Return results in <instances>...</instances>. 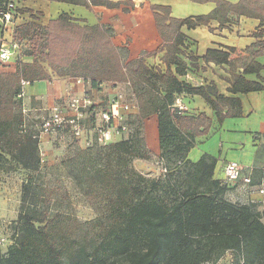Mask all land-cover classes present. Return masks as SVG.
I'll use <instances>...</instances> for the list:
<instances>
[{"label":"trees","instance_id":"obj_1","mask_svg":"<svg viewBox=\"0 0 264 264\" xmlns=\"http://www.w3.org/2000/svg\"><path fill=\"white\" fill-rule=\"evenodd\" d=\"M24 1L0 0V12H6L12 2L16 5L14 17L30 14L33 21L17 26L13 34L16 42L26 45L24 55L35 59L31 65L17 60L15 72L0 73V172L19 167L30 174L22 188L17 232L6 254L0 250V264H64L65 260L67 264H216L225 258L229 264H240L241 259L244 264H264V213L257 204H234L225 198L228 184L214 179L216 159L208 155L196 163L188 159L197 137L209 134L212 120L204 113L194 117L172 109L176 95L198 96L220 125L228 118L242 116L241 101L221 95L213 83L193 86L180 80L189 72L200 71V61L231 65L234 48L208 49L198 57L194 51L188 52L195 42L182 32L183 28L210 29L212 22H218L221 29L229 21L226 14L260 22V30L253 35L256 42L245 50L249 62L241 73L232 75L228 92H264V66L256 62L264 56V0H240L235 6L222 0H192L214 2L216 8L208 15L185 19L173 18L170 7L152 5L163 44L155 53H144L127 63L121 51L128 54V50L114 46L112 28L82 25L86 22L67 13L44 26L38 22L42 14L21 9ZM45 1L87 10L125 5V13L134 8L131 1ZM159 53H164V67L146 64V59ZM43 63L58 77L82 78L97 90L104 84L130 83L138 104V113L128 121L136 122L134 137L85 148L98 149L106 163L98 179L110 194L107 213L89 223L97 230V239H90L88 230L79 234L71 218L59 212L52 214L45 191L34 182L33 175L43 164L40 140L27 122L25 132L22 129L27 118L19 96L22 81L33 84L51 79ZM252 75L258 80L247 78ZM152 116H157L159 157L167 170L169 202L157 196L159 182L130 168L134 159L151 158L140 130ZM259 174L257 184L264 179V173Z\"/></svg>","mask_w":264,"mask_h":264},{"label":"crops","instance_id":"obj_2","mask_svg":"<svg viewBox=\"0 0 264 264\" xmlns=\"http://www.w3.org/2000/svg\"><path fill=\"white\" fill-rule=\"evenodd\" d=\"M112 2L131 1L134 8L130 12L123 11L126 8L122 5L118 9H108L106 7H93L87 10L81 6L68 5L64 3L49 2L45 0H25L22 8H29L34 14H42L39 23L47 25L50 20L56 19L63 13L69 14L72 18L86 23L89 26H106L113 30L112 42L119 50L127 49V62L139 59L144 53H155L163 44L158 33L156 21L151 10L152 5L167 6L171 9V16L176 19L203 16L212 13L216 4L214 2L199 3L192 0H110ZM231 5H237L240 0H222ZM224 17L229 21L219 28L218 22H212L211 28L201 27L195 30L183 28L182 32L189 40L195 42V46L189 47V53L198 57H203L208 49L234 48L236 52L230 55L231 65L216 66L214 64L205 65L199 62L200 71L189 72L186 77L180 78L193 86H208L211 83L216 85L219 93L225 97L238 98L242 103V116L228 118L220 125L214 112L209 105L198 96L176 95L180 97L186 105V116H198L204 113L212 120L210 134L206 137L196 139V144H205L206 151L192 149L188 159L196 163L203 155H208L217 160L214 171V179L222 183L224 181L223 170L229 163H237L240 166L254 169L252 180L255 184L246 185L243 180L228 185V192L225 198L231 203L257 204L260 211L261 196L258 194L257 186L259 173L264 169V92H254L247 95H232L228 92L229 80L232 75L243 71L244 66L249 62L245 50L256 42L254 34L260 30V22L256 19L246 17H236L226 14ZM30 14L18 13L13 22L7 26L4 36L8 40H14V29L17 26L32 22ZM1 27V23H0ZM263 34H264V28ZM1 34V31H0ZM129 43V46L126 43ZM26 45L21 44L20 56L11 59L0 67L2 72H15V63L20 60L23 64L31 65L35 62L32 57L24 55ZM164 53L146 59V64L150 66H161ZM264 66V56L256 60ZM44 70L51 76L50 80L37 81L24 88V96L21 98L24 116L32 113L40 115L48 112L55 106H59L66 111L67 100L71 96H81L84 90L92 93H100L101 90L92 88L89 84L85 88L76 82L77 78L72 76L58 77L48 66L42 64ZM264 80V71L261 73ZM250 80H258L256 75L248 76ZM27 88H30V97L27 96ZM100 103H102L100 101ZM104 106V105H103ZM152 121L158 139L157 116H152L147 121ZM158 148H159V143ZM225 258L222 264H229Z\"/></svg>","mask_w":264,"mask_h":264},{"label":"rangeland","instance_id":"obj_3","mask_svg":"<svg viewBox=\"0 0 264 264\" xmlns=\"http://www.w3.org/2000/svg\"><path fill=\"white\" fill-rule=\"evenodd\" d=\"M126 45L129 46V43L127 42ZM126 55L124 51H121L124 63L127 61ZM29 90L30 88L26 90L28 97L31 95ZM116 92L123 95L127 102L133 99L132 91L126 84H104L100 93L91 92V95L98 106L102 104L106 106ZM47 115V111L40 115L29 113L26 116L29 128L38 133L37 126ZM145 121L140 132L141 136L147 139L151 158L149 160L134 159L130 168L150 181L159 182L160 189L156 191V194L163 201L169 202L171 198L168 195L167 177L160 163L155 125L150 120ZM129 127L131 133L128 138H132L135 136V120L129 124ZM206 136L197 137V139ZM39 140L43 164L40 171L33 176L35 184L43 188L50 200L51 213L59 212L71 218L73 224L79 228L77 230L79 234L82 235L88 230L89 238L97 239V230L89 223L106 215V203L110 196L105 185H102L98 179V175L106 165L99 150H86L84 141H77L66 134L42 135ZM205 145L206 143L196 144L193 149L206 151ZM29 175L19 167L0 172V250L3 255L6 254L17 232L15 228L20 214L22 188ZM64 264H67L66 260Z\"/></svg>","mask_w":264,"mask_h":264},{"label":"built area","instance_id":"obj_4","mask_svg":"<svg viewBox=\"0 0 264 264\" xmlns=\"http://www.w3.org/2000/svg\"><path fill=\"white\" fill-rule=\"evenodd\" d=\"M16 5L9 3L6 12H0V23L2 29L0 34V67L4 63H8L11 59L20 56L21 44L15 40H8L4 36V31L8 30L7 26L14 20V9ZM76 82L87 87L89 82L82 78H77ZM30 83L22 81L23 91L19 98L24 96V88ZM127 86L131 89L130 83ZM117 88V87H115ZM132 100L125 101L123 95L116 92V95L109 100L106 106H98L92 98L91 92L84 90L81 96H71L67 100L66 111L59 106L49 110L46 117L42 118L41 123L37 126L38 135H64L71 136L77 141H84L85 148H91L95 145L107 146L115 142L116 139H128L131 130L128 124L130 116L138 113V104L132 92ZM172 109L179 114L187 111L186 105L180 97H175ZM25 113V112H23ZM100 118V121L98 122ZM26 120L22 129L26 130ZM43 159V153L41 152ZM163 166V172L167 174L164 162L160 160ZM254 169L251 167L240 166L237 163H229L224 167V181L230 185L243 180L244 184H252V173ZM264 173V169L262 170ZM258 194L261 196L260 211L264 213V179L257 186ZM216 264H222L219 261ZM240 264H244L241 259Z\"/></svg>","mask_w":264,"mask_h":264}]
</instances>
